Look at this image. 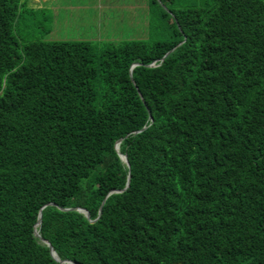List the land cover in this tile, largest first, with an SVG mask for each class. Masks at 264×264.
I'll return each instance as SVG.
<instances>
[{"label":"trees","instance_id":"trees-1","mask_svg":"<svg viewBox=\"0 0 264 264\" xmlns=\"http://www.w3.org/2000/svg\"><path fill=\"white\" fill-rule=\"evenodd\" d=\"M147 11L165 38L34 39L0 0V264H68L34 228L72 264H264V0Z\"/></svg>","mask_w":264,"mask_h":264},{"label":"crops","instance_id":"crops-1","mask_svg":"<svg viewBox=\"0 0 264 264\" xmlns=\"http://www.w3.org/2000/svg\"><path fill=\"white\" fill-rule=\"evenodd\" d=\"M148 0H23L25 5L31 9H38L41 13V22H47V31L52 30L51 27L63 28L66 27L80 28L84 33V38L71 39H85V40H102L110 39L116 40L115 36H102L104 26L108 25L111 17L115 13H120V18L125 17L128 21L129 29L138 30L139 25H144L149 28L147 18L143 22L141 18L140 24L136 23L138 20L137 13H145L143 6L144 2ZM142 3V4H141ZM43 11V12H42ZM117 16V17H118ZM118 17V18H119ZM50 26V27H49ZM101 30L103 32H101ZM135 30V33H136ZM92 32V33H89ZM143 32V31H142ZM66 33V32H65ZM136 35V34H135ZM137 38L125 37L124 39Z\"/></svg>","mask_w":264,"mask_h":264},{"label":"rangeland","instance_id":"rangeland-1","mask_svg":"<svg viewBox=\"0 0 264 264\" xmlns=\"http://www.w3.org/2000/svg\"><path fill=\"white\" fill-rule=\"evenodd\" d=\"M142 4V3H141ZM143 6H148V1L143 3ZM145 13H137L138 16V21L136 23L140 24L142 21H145V18H147V21L149 22V16H148V11L147 8H144ZM120 13H115V16L111 17V21L108 25L104 26V32L101 30V37L102 36H115L117 38L116 40L119 39H124L125 37H137V38H142L146 40H153V39H160V38H165L167 36L165 29L164 28H157L154 31L146 27V23L142 26H138V30L136 29H129V26L131 24H128V21L125 19V17L120 18L118 16ZM119 18H118V17ZM141 18L142 21L140 20ZM36 23V22H35ZM39 24V25H36ZM31 28L32 30V38L34 39H71V38H84L85 35L84 33H80L81 30L80 28H73V27H66L64 31L63 28H58V27H51L52 30H45V27L47 29V22L44 20L42 23H36ZM42 24V25H40ZM50 27V26H49ZM27 29V28H26ZM45 30V31H44ZM136 30V33H135ZM143 31V32H142ZM66 32V33H65ZM92 33V32H89ZM136 34V35H135Z\"/></svg>","mask_w":264,"mask_h":264},{"label":"water","instance_id":"water-1","mask_svg":"<svg viewBox=\"0 0 264 264\" xmlns=\"http://www.w3.org/2000/svg\"><path fill=\"white\" fill-rule=\"evenodd\" d=\"M177 44H179V42L177 43ZM174 47H171L170 49H168L160 58H159V60H162L163 59V57L168 53V52H170L172 49H173ZM136 64H139L138 62H134V63H131L130 64V66H129V69H128V72H129V75L131 76V68L134 66V65H136ZM155 64V61L153 60V61H151L150 63H148L147 65L148 66H153ZM132 82H133V80H132ZM134 83V82H133ZM137 92H138V94L140 95V92L137 90ZM119 141H120V139H117L116 140V142L114 143V148H115V150L118 152V143H119ZM118 155H119V157H120V159L123 161V162H125V164L126 165H128V162H127V159H126V155H125V153H119L118 152ZM127 186V182H126V184H125V187ZM124 187V188H125ZM124 188H122V189H124ZM122 189H115V190H110L108 193H110V192H112V191H120V190H122ZM107 193V194H108ZM106 194V195H107ZM48 204H54V203H51V202H49ZM60 209H62V210H67V209H76V210H78V211H81L82 213H84V215L86 216V217H89V214H88V212H87V210L86 209H84V208H81V207H60V206H58ZM99 212V211H98ZM39 221H40V210H39V212H38V216H37V219H36V222L34 223V226L35 225H37L38 223H39ZM33 233H34V235H36L39 239H40V241H42L43 243H45L47 246H48V248H49V252H50V254H51V256L56 260V261H59V262H66V263H68V264H72V262L70 261V260H68V259H59L58 257H57V255L55 254V252H54V250H53V248H52V246H51V244L49 243V241L48 240H46V239H43L42 237H40V235H39V233L37 232V230L34 228L33 229Z\"/></svg>","mask_w":264,"mask_h":264}]
</instances>
